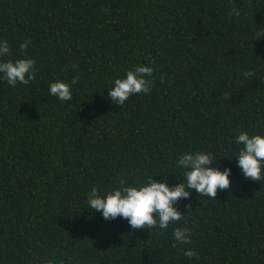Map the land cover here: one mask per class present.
<instances>
[{"label": "trees", "instance_id": "obj_1", "mask_svg": "<svg viewBox=\"0 0 264 264\" xmlns=\"http://www.w3.org/2000/svg\"><path fill=\"white\" fill-rule=\"evenodd\" d=\"M262 29L264 0H0V60L36 62L28 85L0 74V264H264V180L235 155L241 132L264 135ZM139 65L153 68L151 91L114 104L115 79ZM74 77L71 100L50 94ZM199 151L231 168L230 188L191 190L166 229L88 207L92 187L122 175L181 182L179 156ZM178 227L191 244L173 247Z\"/></svg>", "mask_w": 264, "mask_h": 264}, {"label": "clouds", "instance_id": "obj_2", "mask_svg": "<svg viewBox=\"0 0 264 264\" xmlns=\"http://www.w3.org/2000/svg\"><path fill=\"white\" fill-rule=\"evenodd\" d=\"M240 15V10L233 6L229 16ZM264 37V29L256 34L257 40ZM30 40L20 44V49L27 51ZM10 45L7 40L0 41V57L10 55ZM36 62L33 58H18L15 60H0V74L12 87L18 83L28 85L36 78ZM153 74V68L139 65L126 73L125 78H117L114 86L108 92V98L116 105H123L134 94L149 93L152 81L149 79ZM252 71H245L244 77L253 76ZM78 77H74L71 83L58 80L50 84V94L60 101L72 99V85L77 83ZM163 82V77L161 78ZM230 94H225L230 99ZM235 143L239 147L238 165L242 169L245 178L254 181L264 180V135H250L241 132ZM214 153L199 151L196 153H184L178 158V166L183 168V180L172 186L166 181L154 180L151 176L146 177L143 184H129V180L123 175L118 185L106 192H102L98 186L92 187L87 193V204L91 210L102 213L105 220L122 217L128 220L132 229H155L164 230L170 223L182 219L183 213L174 205L181 198H188L191 190L199 195L211 198L217 196V190L230 188L229 174L231 168L213 167ZM190 208V204L185 206ZM191 230L187 227H178L173 232L174 244H191ZM188 258L199 259V254L191 248L184 251ZM49 264H52L50 261ZM60 264H64L63 261Z\"/></svg>", "mask_w": 264, "mask_h": 264}]
</instances>
